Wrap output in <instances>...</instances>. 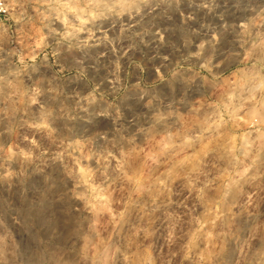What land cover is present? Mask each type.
Here are the masks:
<instances>
[{"label":"rangeland","instance_id":"1","mask_svg":"<svg viewBox=\"0 0 264 264\" xmlns=\"http://www.w3.org/2000/svg\"><path fill=\"white\" fill-rule=\"evenodd\" d=\"M0 264H264V0H6Z\"/></svg>","mask_w":264,"mask_h":264},{"label":"built area","instance_id":"2","mask_svg":"<svg viewBox=\"0 0 264 264\" xmlns=\"http://www.w3.org/2000/svg\"><path fill=\"white\" fill-rule=\"evenodd\" d=\"M9 13L6 0H0V17H5Z\"/></svg>","mask_w":264,"mask_h":264}]
</instances>
